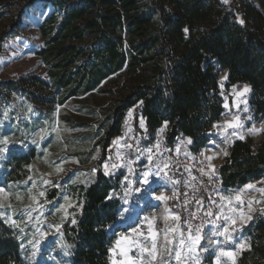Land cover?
Wrapping results in <instances>:
<instances>
[{
	"label": "rangeland",
	"instance_id": "374dc122",
	"mask_svg": "<svg viewBox=\"0 0 264 264\" xmlns=\"http://www.w3.org/2000/svg\"><path fill=\"white\" fill-rule=\"evenodd\" d=\"M245 1L259 7L256 0ZM55 10L50 0L0 1V82L29 75L47 78L36 52L44 41L40 27ZM236 19L243 20L242 12ZM217 67L227 107L210 133V142L199 151L192 149L193 142L186 137H179L171 152L161 139L151 142L136 105L126 111L121 134L111 139L103 154L107 127L113 122L108 118L109 107L125 90L127 76L123 74L102 84L92 97H73L62 105L32 102L23 92L1 103L0 148L6 151L0 153V211L26 250L23 264L70 261L61 228L80 209L79 191L95 180L98 167L108 176L121 177L114 193L120 206L117 222L111 227L116 234L110 250L112 264H231L251 249L254 239L261 241L258 237L264 229L257 227L264 222V178L238 188L219 186L212 190L208 203L200 199L191 205L189 196L180 206L179 201L175 203L181 188L186 194L199 185L195 167L203 166L210 175L215 174L236 139L251 137L259 142L264 138V120L255 119L249 102L251 86L229 85L227 70ZM245 86L250 91L244 93ZM237 117L240 126L229 127ZM29 150L34 153L29 163H23L17 178L11 180L6 166L11 153L20 155ZM155 165H160V170L149 177L150 185L137 179ZM160 195L166 199L155 198ZM183 205L185 215L181 213ZM209 212L212 214L207 215ZM197 228L202 239L189 240ZM225 228L228 233L217 234ZM153 242L155 259L144 251L151 249ZM221 250L232 255H220ZM0 264L21 263L0 256Z\"/></svg>",
	"mask_w": 264,
	"mask_h": 264
},
{
	"label": "trees",
	"instance_id": "16d2710c",
	"mask_svg": "<svg viewBox=\"0 0 264 264\" xmlns=\"http://www.w3.org/2000/svg\"><path fill=\"white\" fill-rule=\"evenodd\" d=\"M50 1L56 10L40 27L44 41L36 52L47 78L29 75L0 82V105L21 92L32 102L62 105L73 97H92L102 84L123 74L125 90L109 107L113 122L103 154L121 134L126 111L136 105L151 142L161 139L171 152L176 140L186 137L199 151L225 112L220 65L229 85L251 86L252 112L256 120H264V0H256L259 7L243 0V24L224 0ZM33 154L11 153L6 163L11 180ZM193 172L200 183L191 193L179 190V206L187 196L191 205L200 199L208 203L219 186L238 188L264 178V138L236 139L215 174L203 166ZM120 181L119 175L108 176L98 167L95 180L80 189L81 207L61 228L70 254L67 264H112L116 234L111 227L120 206L114 193ZM181 213L185 215V205ZM257 229L263 230L264 222ZM263 236L231 264H264ZM26 254L0 211V256L23 264Z\"/></svg>",
	"mask_w": 264,
	"mask_h": 264
},
{
	"label": "snow or ice",
	"instance_id": "6c2138e0",
	"mask_svg": "<svg viewBox=\"0 0 264 264\" xmlns=\"http://www.w3.org/2000/svg\"><path fill=\"white\" fill-rule=\"evenodd\" d=\"M224 2L227 3L228 0H224ZM239 22H240L241 24L244 23L243 20H240ZM184 31H185V33H187V32H188V29L185 28ZM224 79L226 80L227 77L225 76ZM243 91H244V93H246V92L250 91V89H249L248 86H245ZM241 95H243V93H241ZM225 107H227V105H225ZM245 111H247V109H245ZM165 126H166V124H165ZM238 126H240V125H239V118L237 117L236 123H235V124H230L229 127H238ZM188 142L191 143V140L189 139ZM3 143L7 144V139H5V140L3 141ZM158 147H159V146L157 145V148H158ZM5 151H6L5 148H0V153H3V152H5ZM148 151L151 152V149H149ZM0 158H2V157H0ZM149 160H151V156H149ZM112 167H116V165H113ZM164 167L166 168V167H168V165L165 164ZM104 168H105V171L107 172V170H108V165L105 164V165H104ZM159 170H160V165H155L154 168H149L148 170L142 172V173L140 174V176L137 177V179H138V180H139V179H142L144 184H146V185H150L151 181L149 180V177H150V176H153L154 172L159 171ZM213 171H214V169H213ZM126 179H127V178H126ZM169 179H170V178H169ZM249 187H252V186L249 185ZM41 195H43V193H41ZM155 198H156L157 200H165V199H166V197L163 196V195L157 196V197H155ZM109 199H111V197H109ZM211 214H212L211 212L207 213V215H211ZM241 215L243 216V214H241ZM178 218H179V217H177V219H178ZM12 223H13L14 225L16 224L15 221H12ZM73 223H75V221H73ZM232 223L235 224V220H233ZM189 227H191V225H189ZM226 233H228V229H227V228L224 229L223 233H217V234H219V235H224V234H226ZM155 235H156V234L153 233V241H155ZM230 238H231L230 236H226V239H230ZM122 239H126V237H125V238H122ZM201 239H202V237L200 236L199 228H197L196 235H195L194 237L191 236V235L189 236V240L199 241V240H201ZM183 242H184V241H183V239H182V240L180 241V243L183 244ZM119 243H120V242L117 241V244H118V245H119ZM166 243H168L167 238H166ZM204 250L207 251V249H204ZM144 251H145L146 253H148V255L152 257V259H155V258H156V244H155V242H153V244H152V248H151V249H147V248H146V249H144ZM220 255L231 256L232 253H231V252H225V251L221 250ZM176 259H179V253H177V255H176ZM162 264H165V262H162ZM217 264H218V261H217Z\"/></svg>",
	"mask_w": 264,
	"mask_h": 264
},
{
	"label": "built area",
	"instance_id": "2783aa9c",
	"mask_svg": "<svg viewBox=\"0 0 264 264\" xmlns=\"http://www.w3.org/2000/svg\"><path fill=\"white\" fill-rule=\"evenodd\" d=\"M228 4H229L228 9L235 14L243 11V0H230Z\"/></svg>",
	"mask_w": 264,
	"mask_h": 264
}]
</instances>
